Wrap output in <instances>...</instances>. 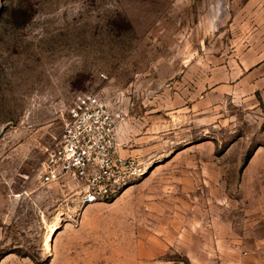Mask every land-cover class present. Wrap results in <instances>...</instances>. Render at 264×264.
<instances>
[{
  "label": "rangeland",
  "instance_id": "1",
  "mask_svg": "<svg viewBox=\"0 0 264 264\" xmlns=\"http://www.w3.org/2000/svg\"><path fill=\"white\" fill-rule=\"evenodd\" d=\"M209 1L0 0V264H264V2ZM89 92L151 164L77 211L38 173Z\"/></svg>",
  "mask_w": 264,
  "mask_h": 264
},
{
  "label": "built area",
  "instance_id": "2",
  "mask_svg": "<svg viewBox=\"0 0 264 264\" xmlns=\"http://www.w3.org/2000/svg\"><path fill=\"white\" fill-rule=\"evenodd\" d=\"M150 164L120 152L114 113L98 93H80L68 108L60 135L46 150L38 179L42 185L72 182L69 199L82 211L115 197L141 179Z\"/></svg>",
  "mask_w": 264,
  "mask_h": 264
},
{
  "label": "crops",
  "instance_id": "3",
  "mask_svg": "<svg viewBox=\"0 0 264 264\" xmlns=\"http://www.w3.org/2000/svg\"><path fill=\"white\" fill-rule=\"evenodd\" d=\"M251 1V0H250ZM253 1V3H252V6H258V2H259V7H262V5H263V2H264V0H252ZM211 4H212V2H213V0H211V1H209ZM210 3H208V5L210 6L211 4ZM212 6V5H211ZM222 12V10H218V11H216L215 13H218V14H220ZM210 14H211V11L209 12ZM208 13V14H209ZM213 13V12H212ZM120 143V142H119ZM136 149L137 148H135V147H132V146H130V145H128L127 147H122V146H120V152L122 153V154H131V153H135V151H136ZM260 212L262 211V209H260L259 210ZM261 214H263V213H261Z\"/></svg>",
  "mask_w": 264,
  "mask_h": 264
},
{
  "label": "trees",
  "instance_id": "4",
  "mask_svg": "<svg viewBox=\"0 0 264 264\" xmlns=\"http://www.w3.org/2000/svg\"><path fill=\"white\" fill-rule=\"evenodd\" d=\"M245 163H246V158L243 160V164L245 165Z\"/></svg>",
  "mask_w": 264,
  "mask_h": 264
}]
</instances>
